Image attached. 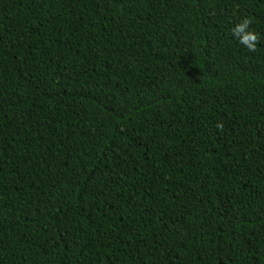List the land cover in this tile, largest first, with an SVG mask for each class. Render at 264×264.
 I'll return each instance as SVG.
<instances>
[{
    "label": "trees",
    "instance_id": "16d2710c",
    "mask_svg": "<svg viewBox=\"0 0 264 264\" xmlns=\"http://www.w3.org/2000/svg\"><path fill=\"white\" fill-rule=\"evenodd\" d=\"M0 264H264V0H0Z\"/></svg>",
    "mask_w": 264,
    "mask_h": 264
},
{
    "label": "clouds",
    "instance_id": "9594fccd",
    "mask_svg": "<svg viewBox=\"0 0 264 264\" xmlns=\"http://www.w3.org/2000/svg\"><path fill=\"white\" fill-rule=\"evenodd\" d=\"M252 19L248 16H241L231 24L229 29L231 38L244 49L254 52L257 49L260 36L252 27Z\"/></svg>",
    "mask_w": 264,
    "mask_h": 264
}]
</instances>
